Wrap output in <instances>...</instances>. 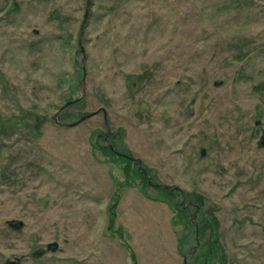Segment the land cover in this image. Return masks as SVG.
Instances as JSON below:
<instances>
[{
    "label": "rangeland",
    "instance_id": "374dc122",
    "mask_svg": "<svg viewBox=\"0 0 264 264\" xmlns=\"http://www.w3.org/2000/svg\"><path fill=\"white\" fill-rule=\"evenodd\" d=\"M6 261L264 264V0H0Z\"/></svg>",
    "mask_w": 264,
    "mask_h": 264
},
{
    "label": "trees",
    "instance_id": "16d2710c",
    "mask_svg": "<svg viewBox=\"0 0 264 264\" xmlns=\"http://www.w3.org/2000/svg\"><path fill=\"white\" fill-rule=\"evenodd\" d=\"M101 148H107V149L110 150V153L115 154V153L113 152V150L110 149L108 146H106L104 143H103V146H102ZM113 149H114V148H113ZM115 155H117V154H115ZM119 158L122 159V160L126 163V166L128 167V169H129V167L132 165V163H134V162H132V161H128L126 158H123L122 156H121V157L119 156ZM138 166H139V167L136 166V173H140V176H141L145 170H144V168L140 167V165H138ZM130 168H131V167H130ZM141 178L143 179V178H145V177H144V176H141ZM172 192H173V191H172V189H171L169 194H170V195H173Z\"/></svg>",
    "mask_w": 264,
    "mask_h": 264
},
{
    "label": "flooded vegetation",
    "instance_id": "af4514ba",
    "mask_svg": "<svg viewBox=\"0 0 264 264\" xmlns=\"http://www.w3.org/2000/svg\"><path fill=\"white\" fill-rule=\"evenodd\" d=\"M104 140H105V142H104V144L106 145V146H108L110 149H112L113 150V152L115 153V154H117L116 156L117 157H123V158H126L128 161H133V160H129V157L130 156H128V155H126V154H123V153H120V152H118L117 150H114L113 149V145L111 144V143H109V138H104Z\"/></svg>",
    "mask_w": 264,
    "mask_h": 264
},
{
    "label": "water",
    "instance_id": "95a60500",
    "mask_svg": "<svg viewBox=\"0 0 264 264\" xmlns=\"http://www.w3.org/2000/svg\"><path fill=\"white\" fill-rule=\"evenodd\" d=\"M129 160H133V158L129 157ZM21 224H18L17 228L20 226ZM5 264H16V262L14 261H6Z\"/></svg>",
    "mask_w": 264,
    "mask_h": 264
}]
</instances>
